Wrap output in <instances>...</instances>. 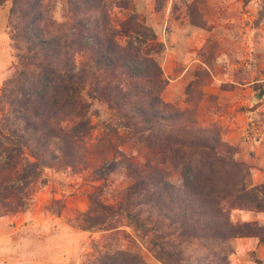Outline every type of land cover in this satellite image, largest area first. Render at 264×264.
<instances>
[{"label":"trees","instance_id":"obj_1","mask_svg":"<svg viewBox=\"0 0 264 264\" xmlns=\"http://www.w3.org/2000/svg\"><path fill=\"white\" fill-rule=\"evenodd\" d=\"M41 1L13 0L31 54L24 56L0 100V137L7 142L0 143V156L6 157L0 165V216L23 208L29 185L45 182L47 169L79 172L90 166L88 113L99 99L130 129L126 137H136L164 157L142 164L117 148L111 160L103 161L104 172L122 170L128 183L116 205L104 203L101 192L90 194L84 230L113 229L125 217L150 236L165 264H227L229 241L248 237L264 243V225L231 217L233 210L264 211V183L247 186L249 167L214 128L173 127L182 114H165L169 106L160 95L164 83L158 59L132 39L125 44L115 39L119 30L104 0H67L80 17H73L69 33L50 39L42 36L39 24ZM120 26L125 33L145 35L141 20L120 21ZM78 55L84 60L77 62ZM168 162L175 165V181L159 165ZM15 182L22 184L15 187ZM196 242L207 244V251L194 250ZM98 264L143 263L135 254L108 250Z\"/></svg>","mask_w":264,"mask_h":264},{"label":"rangeland","instance_id":"obj_2","mask_svg":"<svg viewBox=\"0 0 264 264\" xmlns=\"http://www.w3.org/2000/svg\"><path fill=\"white\" fill-rule=\"evenodd\" d=\"M104 3L111 24L119 30L115 39L121 44L132 39L158 59L164 83L160 95L169 106L165 114H182L171 122L173 127L214 128L235 148L236 159L249 167L247 186L263 184L264 92L257 94L264 89V0ZM40 6L39 24L46 39L69 33L73 17H80L67 0H42ZM14 7L13 0L0 6V100L10 79L21 70L24 56L31 54ZM128 19L141 20L145 35L125 33L120 21ZM76 59L81 62L84 57ZM90 104L91 129L85 138L90 166L79 172L47 169L45 182L29 185L23 208L0 216V264H98L108 250L135 254L143 264H165L150 236L125 217H119L113 229H83L90 194L101 192L104 203L116 205L128 183L122 170L104 172L103 161L111 160L117 148L142 164L164 157L136 137H126L130 129L122 126L108 103L94 99ZM3 114L0 101V121ZM121 137L127 141L121 143ZM0 143L7 142L0 137ZM5 160L0 156V165ZM159 165L171 171V180H177L174 164ZM21 184L15 182V187ZM231 217L264 225V211L233 210ZM192 245L200 253L207 251V244ZM224 249L227 264H264V243L257 239L236 238Z\"/></svg>","mask_w":264,"mask_h":264},{"label":"water","instance_id":"obj_3","mask_svg":"<svg viewBox=\"0 0 264 264\" xmlns=\"http://www.w3.org/2000/svg\"><path fill=\"white\" fill-rule=\"evenodd\" d=\"M264 92V89H262L258 94L257 96L260 97L262 95V93Z\"/></svg>","mask_w":264,"mask_h":264}]
</instances>
